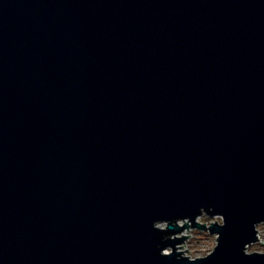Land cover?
Returning a JSON list of instances; mask_svg holds the SVG:
<instances>
[{
  "label": "water",
  "instance_id": "95a60500",
  "mask_svg": "<svg viewBox=\"0 0 264 264\" xmlns=\"http://www.w3.org/2000/svg\"><path fill=\"white\" fill-rule=\"evenodd\" d=\"M263 223L264 0H0V264H264Z\"/></svg>",
  "mask_w": 264,
  "mask_h": 264
},
{
  "label": "rangeland",
  "instance_id": "374dc122",
  "mask_svg": "<svg viewBox=\"0 0 264 264\" xmlns=\"http://www.w3.org/2000/svg\"><path fill=\"white\" fill-rule=\"evenodd\" d=\"M199 222L209 225L211 222H218L221 223V220L213 218V219H207L205 217H200L198 219ZM183 222H179V225H183ZM164 227V226H161ZM256 230H258V242L254 243L253 245H250L247 249V253H264V223L256 226ZM179 237H188L183 241L182 244H180L177 250H179L185 257H188L190 259H197L200 257H205L208 254L211 253L213 248L216 246V238L215 236L208 235L207 232H201L196 231L194 229L188 228V230L182 232L181 235H178ZM185 251V252H183ZM169 253V250L165 252V254Z\"/></svg>",
  "mask_w": 264,
  "mask_h": 264
}]
</instances>
